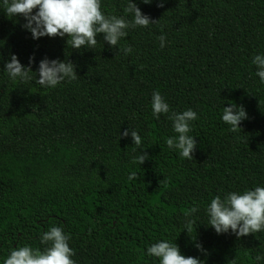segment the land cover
Wrapping results in <instances>:
<instances>
[{"label":"trees","instance_id":"16d2710c","mask_svg":"<svg viewBox=\"0 0 264 264\" xmlns=\"http://www.w3.org/2000/svg\"><path fill=\"white\" fill-rule=\"evenodd\" d=\"M126 2L102 0L101 9L131 20ZM135 2L155 22L127 30L119 44L131 46L128 55L102 35L80 50L67 36L32 39L22 16L0 10V257L17 245L42 249L39 234L53 224L70 234L76 264H158L145 253L162 238L204 264H255L264 255V232L217 234L204 212L215 195L264 185V84L251 64L264 53V0ZM12 53L32 80L8 78ZM45 56L72 61L77 78L36 84ZM154 89L171 111L197 112L192 159L164 143L175 133L167 114L151 115ZM224 102L247 113L236 132L220 120ZM128 127L146 147L141 165L131 161L140 151L131 137L119 138ZM193 204L190 236L181 228Z\"/></svg>","mask_w":264,"mask_h":264},{"label":"clouds","instance_id":"9594fccd","mask_svg":"<svg viewBox=\"0 0 264 264\" xmlns=\"http://www.w3.org/2000/svg\"><path fill=\"white\" fill-rule=\"evenodd\" d=\"M151 3V0H142ZM102 0H0V10L9 18L22 16L24 29L30 32L32 39L43 36L70 37L66 44L71 49H94L97 44V35H102L103 44L107 42L109 48L128 55L132 52L130 45H120L121 38L127 36L129 28L147 27L151 20L143 14L135 0H127L124 7L126 14H131V20L123 16L106 14L101 9ZM160 47H164L165 37L159 36ZM32 57L29 58V63ZM255 65V75L259 82L264 84V53H256L251 58ZM4 70L10 80L25 82L32 80V70L22 65L16 54H10V59L4 64ZM35 83L43 88H55L58 84L75 80L77 72L70 60L44 57L39 60L35 70ZM38 74V75H37ZM151 115L159 120L161 114H167L171 121V135L165 138L164 143L169 149H174L180 158H193L197 141L192 131V122L198 119V114L192 108L183 111H171L169 104L158 90L151 93ZM247 118L243 106L235 103L223 105L220 120L228 126V131L236 132L240 122ZM130 136L133 152L140 149L137 155L131 157L134 164L141 165L148 157L142 146V137L135 128H125L119 133L120 137ZM137 176L130 172L128 179ZM200 210V206L193 204L184 214L185 220L181 230L192 236L193 229L198 224L193 214ZM207 215V225H210L217 234L231 231L237 237L264 232V185L257 184L253 188L243 191H228L213 196L204 207ZM180 230V231H181ZM179 231V232H180ZM39 242L44 247L34 248L29 244L17 245L11 248L6 255L0 257V264H76L72 259L74 249L69 246L70 234L62 227L50 225L47 230L39 234ZM194 238V236H193ZM175 241V240H174ZM170 239H157L146 247V256L158 260V264H204L199 257L186 256L181 253L179 246ZM195 247L206 251L199 243ZM255 264L264 261V255L257 254L253 258Z\"/></svg>","mask_w":264,"mask_h":264}]
</instances>
